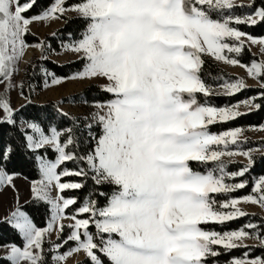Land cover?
<instances>
[{
    "label": "snow or ice",
    "instance_id": "1",
    "mask_svg": "<svg viewBox=\"0 0 264 264\" xmlns=\"http://www.w3.org/2000/svg\"><path fill=\"white\" fill-rule=\"evenodd\" d=\"M34 8L0 0V264H264V118L235 124L264 112V0Z\"/></svg>",
    "mask_w": 264,
    "mask_h": 264
},
{
    "label": "rangeland",
    "instance_id": "2",
    "mask_svg": "<svg viewBox=\"0 0 264 264\" xmlns=\"http://www.w3.org/2000/svg\"><path fill=\"white\" fill-rule=\"evenodd\" d=\"M62 21L60 20H52L45 24L44 22H34L32 24V30L38 35V36H44L47 33H50L54 29H58L62 26ZM255 51V49H253ZM26 55H38V52L32 51L30 53H27ZM50 59L53 61H56L57 63H65L71 59H73V56L71 53H59L56 55L49 56ZM220 68L224 69L227 72H235L239 73L241 70L239 68H233L230 66H225L223 64L218 65ZM22 75V73H20ZM87 81H68L61 83L58 86L50 87L47 91H41L38 96H34L33 99L36 102H43V101H50L59 98L60 96H67L70 93H79L81 90L84 89V85L87 84ZM247 83L252 84L253 81L248 80ZM13 97V103L16 104L20 101V98L16 95L15 92L12 93ZM64 107L68 108L71 107V110L77 111L78 109L75 106L69 105L67 102L63 105ZM245 135L256 139L257 137L264 136V132L259 131H246L244 133ZM237 159H243L238 157ZM24 197H22L23 199ZM248 211L250 212H258L261 215H264V212H261L259 208L253 205H247L245 206ZM4 214V209L0 208V215ZM0 253H2V250H0ZM71 264V261L69 262Z\"/></svg>",
    "mask_w": 264,
    "mask_h": 264
},
{
    "label": "trees",
    "instance_id": "3",
    "mask_svg": "<svg viewBox=\"0 0 264 264\" xmlns=\"http://www.w3.org/2000/svg\"><path fill=\"white\" fill-rule=\"evenodd\" d=\"M44 2H45V0H37V8H34L33 12L37 11L40 8L41 4ZM69 27H70V25L69 26L62 25L58 29H61L62 31L66 32ZM29 39L31 40V39H33V37L30 36ZM52 45H53V47H56V41L55 40H52ZM34 56H36V55H34ZM51 61H53V60L49 58V60L46 62V67H48L50 70L56 72L57 74H61V75L67 74L70 71V67H72L66 63H57V62L52 63ZM61 64H64V66L60 67L59 65H61ZM212 70L215 71V68H213ZM22 75H23V73H22ZM83 91L85 93H88L89 90L84 88ZM248 94H250V90L248 92L242 91L240 94H238L237 96H234L232 99H240L243 96L248 95ZM225 99L226 98H224V97L216 98V102L218 104H220V103L225 102ZM37 103H39V102H37ZM261 118H264V112H254V113H250V114H247V115H244V116L238 118L235 121V124L255 123V122H258ZM226 126H229V125H226ZM252 139H254V138H252ZM261 169H264V160L257 162L255 168L253 169V172L259 173ZM229 226H232V225H229ZM0 229H3L8 234L15 235L13 230L8 225H0Z\"/></svg>",
    "mask_w": 264,
    "mask_h": 264
}]
</instances>
